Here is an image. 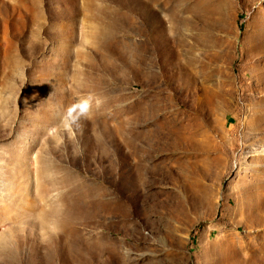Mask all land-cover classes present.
I'll use <instances>...</instances> for the list:
<instances>
[{"label":"rangeland","instance_id":"374dc122","mask_svg":"<svg viewBox=\"0 0 264 264\" xmlns=\"http://www.w3.org/2000/svg\"><path fill=\"white\" fill-rule=\"evenodd\" d=\"M0 264H264V0H0Z\"/></svg>","mask_w":264,"mask_h":264},{"label":"clouds","instance_id":"9594fccd","mask_svg":"<svg viewBox=\"0 0 264 264\" xmlns=\"http://www.w3.org/2000/svg\"><path fill=\"white\" fill-rule=\"evenodd\" d=\"M92 101L93 97L88 95L87 97L80 98L76 102L69 104L65 109L63 119L71 125L77 124L81 118H88L93 107Z\"/></svg>","mask_w":264,"mask_h":264}]
</instances>
